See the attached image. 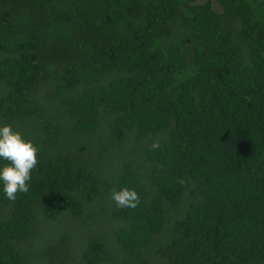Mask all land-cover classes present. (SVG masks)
<instances>
[{"label":"trees","instance_id":"trees-1","mask_svg":"<svg viewBox=\"0 0 264 264\" xmlns=\"http://www.w3.org/2000/svg\"><path fill=\"white\" fill-rule=\"evenodd\" d=\"M219 3L0 0V125L38 148L27 193L0 181V264H32L13 241L66 211L101 228L46 264H264V0Z\"/></svg>","mask_w":264,"mask_h":264},{"label":"rangeland","instance_id":"rangeland-1","mask_svg":"<svg viewBox=\"0 0 264 264\" xmlns=\"http://www.w3.org/2000/svg\"><path fill=\"white\" fill-rule=\"evenodd\" d=\"M218 6H219V4L215 1L213 3V8L217 11H220V9L217 8ZM5 54L6 53L0 52V58L4 57ZM47 86H48V88L42 86L41 90L38 91V94L32 96V99L38 100V99L42 98L46 93L50 94L51 92L57 90L56 86H54V84H52L50 81L47 84ZM0 88L2 90L1 84H0ZM81 89L83 91V88H81ZM65 92L70 93L69 91H65ZM67 96H69V94H64V97L62 94L61 101L58 102L56 109H55V111L58 113V115H57L58 117L56 118V121L59 123L58 125L60 127V131H61V128H65L66 126H68L70 124V122L68 120H65V116H67V113H68L65 110L66 105L68 103V101L65 99V97H67ZM77 96L78 95L75 94L74 98ZM43 99H44V97L41 100H43ZM45 106L47 109H51L52 107L55 108L53 106L52 102L45 103ZM101 141H102L101 145L108 148L107 142L104 140V138H102ZM129 143H131V142H128L127 144L123 145L120 149L119 148H113V147L111 149L116 150L117 152L120 151V153L130 152L129 150L132 149L131 146H133V145H131ZM101 157L102 158H100V161H101V163H103L105 165H107V163L109 162V159L110 160L112 159L111 163L114 159L112 157H107L106 155L101 156ZM86 161L87 160H85L84 162H86ZM79 199L82 202L83 198L81 196ZM82 204L86 207V210L89 207H91L90 204L85 200H83ZM86 210H85V213L87 214V213H89V211L92 210V208H90L89 211H86ZM88 217H90V214H88L87 217H85L84 219H82L80 221L79 219H74V217L70 214V212L66 211V212L59 214L55 220L40 218L36 222L37 226H35L34 232L29 238H27L25 240H20V241L15 240V241H13V244L18 251L22 252V255L24 256V258L26 260H28V258H29L28 261H30L32 264H40L41 262L46 264V259L40 258L38 254L43 253L45 248L47 246L51 245L56 240V238L58 240L60 238V234H69L70 239L73 240V239H75V237L78 238L82 234H84L85 229L93 228V231H94V229L101 228V226L91 227V225L88 223V222H90L91 218H88ZM0 219H1V217H0ZM49 237H50V239H49ZM33 253H34V255H33ZM76 253H77V251L73 252L74 255ZM77 255H78V253L76 254V256Z\"/></svg>","mask_w":264,"mask_h":264},{"label":"clouds","instance_id":"clouds-1","mask_svg":"<svg viewBox=\"0 0 264 264\" xmlns=\"http://www.w3.org/2000/svg\"><path fill=\"white\" fill-rule=\"evenodd\" d=\"M159 146V142L154 141L151 147L157 149ZM0 159L8 162L0 167L3 191L6 198L14 202L18 194L29 191L28 182L38 164V148L10 125H0ZM111 200L118 208L126 209H135L140 203L139 194L127 187L113 189Z\"/></svg>","mask_w":264,"mask_h":264},{"label":"flooded vegetation","instance_id":"flooded-vegetation-1","mask_svg":"<svg viewBox=\"0 0 264 264\" xmlns=\"http://www.w3.org/2000/svg\"><path fill=\"white\" fill-rule=\"evenodd\" d=\"M206 0H199V2H201V3H203V2H205ZM209 2H210V4H211V7H212V9L213 10H215L214 8H213V3L216 1L218 4H219V6L217 7V8H219L220 9V11H217V10H215L216 12H222V7H221V5H220V3H219V0H208Z\"/></svg>","mask_w":264,"mask_h":264}]
</instances>
